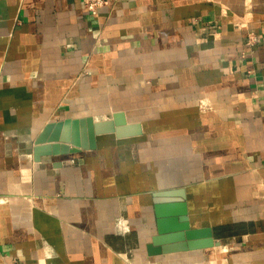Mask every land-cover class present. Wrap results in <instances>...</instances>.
I'll list each match as a JSON object with an SVG mask.
<instances>
[{
  "label": "crops",
  "instance_id": "crops-1",
  "mask_svg": "<svg viewBox=\"0 0 264 264\" xmlns=\"http://www.w3.org/2000/svg\"><path fill=\"white\" fill-rule=\"evenodd\" d=\"M118 113L140 132L34 159L46 123ZM179 188L220 244L149 255ZM197 257L264 264V0H0V264Z\"/></svg>",
  "mask_w": 264,
  "mask_h": 264
},
{
  "label": "water",
  "instance_id": "water-1",
  "mask_svg": "<svg viewBox=\"0 0 264 264\" xmlns=\"http://www.w3.org/2000/svg\"><path fill=\"white\" fill-rule=\"evenodd\" d=\"M112 132L117 137H125L138 134L140 126L127 123L122 113L103 120L87 116L51 121L35 138L33 156L38 161L42 156L66 154L77 148L92 149L97 135ZM154 197L157 230L146 245L149 255L219 246L220 242L214 239L210 227H190L183 188L158 191ZM164 198L177 199L165 201Z\"/></svg>",
  "mask_w": 264,
  "mask_h": 264
},
{
  "label": "built area",
  "instance_id": "built-area-1",
  "mask_svg": "<svg viewBox=\"0 0 264 264\" xmlns=\"http://www.w3.org/2000/svg\"><path fill=\"white\" fill-rule=\"evenodd\" d=\"M108 4V0H83V5L88 11L90 15L97 16L99 13V10ZM258 37L257 35L249 31L247 35V41L246 44L248 46L253 45L255 42H257ZM12 264H19L17 259L12 260Z\"/></svg>",
  "mask_w": 264,
  "mask_h": 264
},
{
  "label": "rangeland",
  "instance_id": "rangeland-1",
  "mask_svg": "<svg viewBox=\"0 0 264 264\" xmlns=\"http://www.w3.org/2000/svg\"><path fill=\"white\" fill-rule=\"evenodd\" d=\"M211 251L214 252V249H211ZM213 256H214V254H213ZM214 261H215V262H214ZM184 262H186V261H184V260H179L178 258H176L175 261H174L175 264H184ZM189 263H190V262H189ZM154 264H161V262H156V263H154ZM165 264H171V262L168 261V262L165 263ZM191 264H220V263H219V260H214V258H213V262H207V261H204V260L199 259V258L197 257V259L195 260V263H191Z\"/></svg>",
  "mask_w": 264,
  "mask_h": 264
},
{
  "label": "bare ground",
  "instance_id": "bare-ground-1",
  "mask_svg": "<svg viewBox=\"0 0 264 264\" xmlns=\"http://www.w3.org/2000/svg\"><path fill=\"white\" fill-rule=\"evenodd\" d=\"M120 117H121V115H120ZM184 264H191V263H189V262H184Z\"/></svg>",
  "mask_w": 264,
  "mask_h": 264
}]
</instances>
